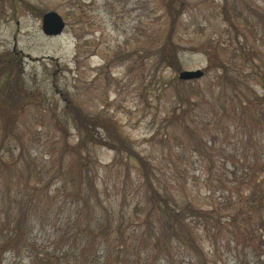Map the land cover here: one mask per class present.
Wrapping results in <instances>:
<instances>
[{
  "label": "rangeland",
  "instance_id": "374dc122",
  "mask_svg": "<svg viewBox=\"0 0 264 264\" xmlns=\"http://www.w3.org/2000/svg\"><path fill=\"white\" fill-rule=\"evenodd\" d=\"M48 12L63 16L61 35L43 32ZM14 59L23 73L18 93L10 89L14 106L0 99V190L7 192L0 200L34 186L39 172L59 171L49 203L37 198L46 207L68 204L61 215L45 209L50 223L35 233L39 246L53 247L50 234L65 236L60 249L74 246L84 256L78 264H89L85 256L94 252L116 259L121 230L128 264H168L170 257L188 264L175 229L158 232L159 214H149L152 177L176 209L192 203L211 219L208 231H197L202 261L264 259V0H0V73ZM220 63L238 74L243 102L259 99L241 121L214 112L232 90ZM197 70L204 76L180 79ZM7 79L0 74V88ZM76 165L85 186L55 193ZM245 169L255 172L248 181ZM84 200L90 209L74 224Z\"/></svg>",
  "mask_w": 264,
  "mask_h": 264
},
{
  "label": "trees",
  "instance_id": "16d2710c",
  "mask_svg": "<svg viewBox=\"0 0 264 264\" xmlns=\"http://www.w3.org/2000/svg\"><path fill=\"white\" fill-rule=\"evenodd\" d=\"M211 56L212 55L210 54V57ZM5 64L8 65V69L4 70V72L0 74L8 75V79L3 85V87L0 88V99L4 95L2 101H6V103H8L9 101L7 99H11L10 104L14 106L17 96L14 93L10 92L13 91L18 93L17 88H15L14 85L15 81L18 80L20 75H22L23 71H21L22 69L20 65H18L17 59L10 60V62L5 61ZM224 64L225 63H220V65H218L219 68L223 70L220 79H225L229 84H231L232 90L229 94L230 97L226 95V97L229 98L228 104H222L221 108L216 106L214 112L217 114L216 116H219V118L221 119L222 117H225L226 119L235 122L241 121L244 116V113H247L248 110L250 111V113L252 112L254 104L259 101V99L257 97L253 99L249 98L245 102H243V100L241 99L243 95V85L240 83L239 78L235 79L236 77H234L233 74H237L236 71H233L230 68L228 69V67ZM17 73L18 75L15 77L14 74ZM13 76L15 78H12ZM2 110L4 109L0 108V112ZM262 113L263 116L261 118H258V120L264 122V111ZM81 125L84 128V131L87 132L89 130V126L85 122H81ZM2 162L3 160L0 156V164H2ZM81 168H84V162H81ZM49 170L53 171L54 168H49L46 172H49ZM71 171L72 172H70L69 176L65 177V179L63 180L62 186L55 191V193L58 192V195L65 191L68 192L70 187L74 188L75 191H79L82 187L85 186V179H83L84 177L82 175V172L80 175V172L77 170V165L76 168ZM79 175L80 178L78 180ZM230 175L232 176L233 181H235V179L238 180L240 178L239 172L237 170H233ZM58 176H60L59 171L51 174L48 178L42 175V172H39V180L36 181V184H34V186L29 188V184H27V187L22 188L21 192L15 193L13 197H9V199L7 200L5 198H3L2 201L0 200V264H7L5 262V259L10 255L13 256L12 259L14 263L12 264H20L18 263L17 259H19L21 262H24L26 261V258H28L27 264H78L81 261V258L84 257L72 245L63 246L60 249V244L64 242L65 236L55 237V235L52 236L50 234L48 240H51V245L53 247L39 246L36 240L37 238H35V233L37 229L40 228L44 230L50 223L48 211H45L46 208L50 210L52 209L54 212L57 211L58 215H61L64 214L66 208L68 207L67 202H54L51 205L46 204L48 205V207H46L37 198L40 195H43L45 200H47V202L49 203V197H51L52 192L51 184L54 180H56ZM252 176H255V172L250 171V173H248L245 169L243 175L244 181H248V179ZM27 181H29L28 178H26V182ZM261 183L263 184L264 180ZM146 184L151 188L153 192V198H158V201L154 202L153 198L149 196L150 203L148 205L152 207V209L149 210V214H151L153 211L159 214L158 217H160V219H156V221H154L155 225L158 226V232H162V229L163 231L166 230L164 233L166 235L168 233V228L166 229V226L168 224L169 227L174 228L176 231L175 239L178 241L177 249L179 251V255L181 256L180 252H182V249H184L186 251H184V257L187 258L188 264H207L206 261H202L199 257H197L199 254V247L196 245V236L198 235L197 231L200 230L201 227L202 230H209L211 219H209L199 208L198 210L193 207H190L189 205H191L192 203H187V205H185L183 208L179 207L176 209L175 205L172 206V204L170 203L168 196L165 195L167 193L163 194L159 192V190L155 187V181L152 177L146 179ZM6 194V190H0V198L3 196L5 197ZM251 195L256 196V192H251ZM9 196L11 195L9 194ZM141 208L142 207H139V210ZM89 209V201L84 200L81 206H78L74 210V212L76 211V222L73 223L79 224L81 219L83 218L82 215L84 213H86L87 215ZM94 212V218H97V215H100L99 211L95 210ZM247 212L251 211L246 210V214H244L243 212L239 214V216H249ZM106 213L109 214L110 211L107 210ZM3 217L7 218V226H4L3 224ZM175 217L176 220L174 222V225H171ZM57 219H62V216H58ZM99 221L101 222L102 219H99ZM234 221L235 219H233V221L231 222ZM262 229H264V219L262 221V226L259 230ZM103 232H101V234L104 236ZM51 233L54 234V231ZM119 235L121 242L120 246L115 251V253H117L116 259L114 258L115 255L113 253L94 252L85 256V261H89V264H128L127 256H125L129 255L127 244L128 238L126 237L127 233L124 234L121 230H119ZM258 238L263 242L264 246V235H261V237ZM104 240L106 241L107 237ZM193 246L194 250L192 249ZM203 252L204 250H200V253L202 255ZM140 256L141 254L139 255V257ZM149 259L151 260V258H149V255H147L146 258H144V262H148ZM168 259L170 261L172 260L171 257ZM169 260L168 264H172V261H174L173 259L170 263ZM238 264L242 263L239 261ZM248 264H264V259H262V256H259L258 259H255L253 262H249Z\"/></svg>",
  "mask_w": 264,
  "mask_h": 264
},
{
  "label": "water",
  "instance_id": "95a60500",
  "mask_svg": "<svg viewBox=\"0 0 264 264\" xmlns=\"http://www.w3.org/2000/svg\"><path fill=\"white\" fill-rule=\"evenodd\" d=\"M66 27V22L63 17L57 12H48L43 16V32L47 36H59L63 33ZM204 76L202 70L184 71L180 74V79L183 81L195 80Z\"/></svg>",
  "mask_w": 264,
  "mask_h": 264
}]
</instances>
